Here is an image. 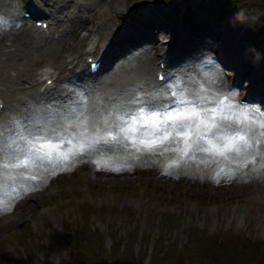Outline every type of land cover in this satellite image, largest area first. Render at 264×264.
<instances>
[{
	"label": "rangeland",
	"instance_id": "1",
	"mask_svg": "<svg viewBox=\"0 0 264 264\" xmlns=\"http://www.w3.org/2000/svg\"><path fill=\"white\" fill-rule=\"evenodd\" d=\"M99 1H58V5L67 6V11L62 13L65 16L62 23L66 30H69L72 25V21L67 20L68 15L76 21H79L82 15L83 20L90 22L88 20L90 13L95 12L96 14L97 11L98 17L103 12L106 13L111 0H104L102 4ZM145 2L139 3L142 5L141 9L135 7L131 12L135 13L140 9L134 14L138 18L137 14L148 7L146 4L151 5L155 12H158L154 5L159 2L158 8L159 11L160 8L162 10V20L165 23V26L162 24L159 28L165 33L166 38L168 37L166 30L172 27V24L177 26L178 22L185 18L187 21H192L187 27L198 25L196 30L188 31L190 35H196L198 31L209 38L212 36L215 41L220 35L227 42L229 35L225 27L217 22L220 18L219 14L223 16V13H212L209 8L211 1L145 0ZM2 3L3 0L0 1V4ZM134 4L126 6L123 3L119 15L115 17L122 18L124 16L122 12H129ZM170 7H173L176 13L164 12V10L170 11ZM132 13L124 17L131 19ZM237 13L239 15L236 16L235 23L230 24L228 30L234 32L235 36L241 31L238 37L241 52L243 44L244 52L252 50L254 53L248 56L249 61H247V53L237 58L243 64L239 72H246L247 64L251 63L254 76L264 73V36L256 34L251 37L248 32H244L242 29L246 23L240 20L241 10ZM112 15L110 14L107 19ZM116 18L113 21L110 20L114 26L111 35L115 34V28L118 26ZM227 22L230 23L228 20ZM247 23L249 24V19ZM3 24L4 20L1 15L0 26ZM125 24L126 21L121 27L123 28ZM154 31L158 34L162 32ZM48 32L49 30L46 33ZM44 37L47 36L40 34L37 39L41 40ZM259 42L262 43L260 47L253 50ZM190 43H194V40H190ZM227 44L229 45L228 42ZM233 44L235 47V40ZM18 46L14 53L6 52L0 55V71L3 69L7 72L10 66L14 67L20 62L25 64L23 60L17 58L18 54L26 55V57L40 54V49L36 45L26 46L20 43ZM188 56L191 55L188 54ZM45 61L44 59L40 63L48 64ZM192 63L196 65H194L196 68L204 67L197 62ZM130 73L132 72L121 69L117 76L119 79L128 80L134 76L133 73L129 75ZM153 75L156 76L153 72L151 76L146 77L147 81H152ZM231 77L233 76H229ZM245 79L246 76L242 79L243 83H246ZM0 85H2L1 81ZM11 96L13 95H9V103L15 104L21 112V106L14 99H10ZM115 103L117 104L116 101ZM221 105H226V103H220L218 111L220 114L218 113L216 117L212 116L217 123H214L213 131L209 133L211 135L209 140L215 148L223 146L225 133H229V136L235 133L245 135V140L250 146L240 140H232L234 144L230 142L234 150L240 149L239 152L235 150L230 154L234 160L228 159L230 165L236 166L241 164L242 156L251 157L259 150L263 151L260 144L264 146V143L256 137L258 131L252 126V122V124L244 122L241 114L232 112V106L229 111H225L227 107ZM22 107L27 110L35 108L33 112L42 114L40 103L36 101L27 102ZM5 110L6 113L0 118L2 129L0 134L18 132L19 126L10 127L6 121V117L13 118L15 113L6 108ZM221 115L229 121L237 120L235 127L217 131L221 125ZM188 131L197 133L198 136L202 133L194 128ZM58 135L56 133V136ZM220 137L223 139L219 140ZM161 142H163L162 139L153 144L158 145V148H164L165 155L174 162L170 163L172 165L169 167L175 175L185 178L183 171L191 176H195L196 172H202L204 168L200 170V160H194L196 159L194 157H198L201 152L205 153L200 147L197 148V146L205 145L202 139L195 140L194 149L186 157L185 168L178 160L190 144L178 149L175 145L170 147L160 145ZM220 144L222 145L219 146ZM210 153L207 151V154ZM176 163L179 164L176 165ZM260 163L264 164V159ZM205 165L207 169V164ZM262 168L259 166V172L252 168L250 170L254 173L252 178H264V168ZM60 177L47 186L46 192L35 196L36 198H30L23 207L15 200L9 203L8 207L16 209V212L0 218V264H64L72 261L77 263L80 259L109 260L110 262L129 259L138 260L143 264H264L263 192L258 191L241 200L237 199L238 197L233 199L227 196L228 192L230 191L235 196L233 191H236V188L239 189L242 184L214 186L207 181L197 186L187 183V180L165 178L159 171L142 169L126 177L115 175L114 179H104L93 173L92 165L83 166L69 175ZM31 179L35 181L33 173ZM12 204L16 205L12 207Z\"/></svg>",
	"mask_w": 264,
	"mask_h": 264
},
{
	"label": "bare ground",
	"instance_id": "2",
	"mask_svg": "<svg viewBox=\"0 0 264 264\" xmlns=\"http://www.w3.org/2000/svg\"><path fill=\"white\" fill-rule=\"evenodd\" d=\"M34 1L35 0H30L27 2V4L30 7H33ZM12 2H13L12 0L9 2L10 6H12L11 5ZM103 2L104 0L99 1V3L101 4ZM135 2L136 3L138 2L146 3L145 0L143 1L142 0H139V1L138 0H111L106 10V13L103 12L101 15H99V17L97 15L98 13L97 11H96V14L95 12L90 13L91 16L88 19L90 23L86 22L85 20H82L74 28L73 34H71L70 36H67V34H62L61 37L57 40L37 39L33 35V31H35L34 28L30 27L26 23L27 22L26 20L19 19V20L13 21L8 26V29H9L8 34L0 35V55H4L6 53V51L2 48V45H6V46L10 45L7 51L10 53H14L16 46L13 44L15 43H17L18 45H20V43L25 44L26 46L36 45L40 49V54L31 55L27 57L26 55L21 56L18 54L17 58L23 60L25 64H22L20 62V64L18 65L15 64L16 66L14 65V67H12L13 66L12 65L10 66L7 72L1 69L0 79L2 80L0 81L2 85H0V95L3 97L6 95V97L9 99V95L13 93L12 94L13 98L15 99V102L17 101L18 103L24 102L25 98L23 95H29L31 93H32V97L38 98L41 95V93H44L46 90H51V93L46 94L47 96H50L53 92H56V87H58V83L60 80L58 76L59 72L57 71V69H60V71H63V73H65L66 71L68 74H72L76 76L77 80H81L86 77V70L83 66V62H80V60L78 59V57H82L84 53L91 54V53L97 52L98 56L100 57V60L103 63L102 68L107 67L108 72H110L113 69V66L116 62V58L114 57L117 54L116 49L119 47L117 45L122 43L125 39H127L130 42V44L133 42V39L135 40L136 43L153 44L152 46L150 44V47L147 50L140 49V50H137L134 55H129L128 59L127 58L124 59L122 64L115 71V74H118V72L121 69H125L126 72H132L134 74V76H132L133 79H130L123 83L119 82L120 85H124V86H121V87L117 85L115 86V89L117 90V92H121L123 88H126L128 92H131V89L135 88V85L137 84V82L144 79L143 73L144 74L149 73V75L152 74L153 69L157 67V63L159 64V61H158L159 59H162L168 63H172L174 59H178L179 57L183 56L185 53L190 52V51H195L194 48L192 47V44L197 47H201L202 45H204L205 42L201 36L190 35L188 33V31L191 29L196 30L198 25H195V26L192 25L190 27H187L189 23L185 21L181 22L178 34H176L175 32L172 33L171 30L169 32L168 30H166V34L168 35V37L159 38L158 33H156V31L152 29V26L159 28L162 26V22L160 20L158 12H155L154 8L151 5L149 6L147 4L146 6L148 7L145 10L140 11L139 12L140 14H137L139 16L138 18L135 15L132 16V18H135V19L126 18L125 19L126 24L123 28L122 27L120 28L121 29L120 32L116 31L115 34L111 35L114 29L113 23L111 21H113V19L116 18L115 15L117 16L119 15L122 4L125 3L126 6H130L131 4H134ZM7 4L3 7L2 12L6 8ZM45 9L46 8L44 7L42 10H45ZM110 14H113L112 17L107 19ZM122 19H124V16H122ZM117 27L115 29H117ZM82 28H86V32L83 33L81 36H79V30ZM5 30L7 29H4V31ZM165 38L168 39L167 42H164ZM192 39L194 40L195 43H190V40ZM154 45H155L154 52L157 53L156 55L152 53ZM88 54L87 56H89ZM219 56L223 58L225 57V54L222 53ZM118 58L119 57H117V59ZM141 58H143L142 62L140 61ZM44 59L48 60L50 65L42 66L40 68L41 69L40 71L39 69L36 70V66L40 63V61ZM78 65H80V69L77 70L75 66H78ZM11 70H14L15 77H17L16 80H13ZM123 71L124 70H122V72ZM132 73H130L129 75H131ZM64 76L66 78V74ZM196 76L200 80L195 81L192 84V86L194 88L198 87L199 92L195 95L194 99L197 98V96H199L201 99H206L204 100L206 102L202 101L201 104L212 105L211 99H215V100L221 99L222 92L224 91L225 94H227L228 99L230 101L229 104L236 105L235 100L238 94L234 89L231 90L227 87V84H226L227 75L221 72V70L211 69L206 72H201L197 70ZM21 78H22V82H21ZM50 79L54 81L55 83L54 86H48L47 81ZM111 80L113 81L114 85L117 84V80L115 79V77H112ZM25 81L29 82L30 84H25ZM175 81H178V79L175 78ZM20 82H21V85L19 86V91L15 94L12 88L17 87ZM40 84H41V89L39 91L36 89V86ZM253 93H254L253 87L251 86L250 89H248L247 94H253ZM92 100L93 98H91V101ZM239 108L242 111L245 110L246 111L245 113L251 119V122L257 126V129H258L257 138L258 140L260 139V141L264 143V128H261L260 126L262 123H264V120L260 119L259 115L256 112L250 111L248 108H246V105L242 104L241 107ZM12 109H15V106H12ZM101 115L102 113L99 111V109L95 105L85 102L84 108H80V111H78V114H75L74 118H72L71 123H68L67 121H65L67 124L70 125V128L73 129L77 134H82V136L78 137V143H75L76 141H74V139L69 137L70 141L68 142L67 145H70L71 150L82 151V153H84L92 149H95V146L90 144L88 136H93L96 133L95 125L97 123V119L101 117ZM62 118L68 119V116L64 114V117ZM138 118H144V121H146L147 119H151L149 116H147V114H145L142 117H138ZM138 118L133 120L131 123L124 125V127L126 128H135L137 130L136 132L131 133V136L134 142H139L144 145L145 143H148L150 145H152L153 143H156V140L158 139L157 136L152 134V132H147L146 127L141 126L140 123L138 122ZM127 119L128 118L125 117V120ZM46 124L47 123H42L40 125L39 130L41 132L46 131V134H42L41 136H38L40 138V142L44 143L45 141H48L52 143L53 145H55L56 152L54 153V155H57L58 153L63 154L67 152L68 151L67 148L61 146V140L53 139L51 137L52 132L56 130V122L54 121L49 122V124H52L51 126L49 124L48 125ZM30 128L33 129V127H30ZM196 131L198 132L199 130H196ZM142 132L144 133L143 135L141 134ZM228 134L229 133L224 134L225 140L223 141L225 144L230 143L234 139L233 134L230 136ZM44 144H47V143L45 142ZM216 145H218L217 142H216ZM221 145L222 144H220L219 146ZM139 148H140L139 150H141L139 153V157L141 159L140 161H137V163L141 165L142 170L159 171L160 174H163L165 178H170V177L174 179L179 178V179L187 180V183L195 184L197 186L203 185V183L207 181L211 182L214 186H219L223 184H226L229 186H231L232 184L233 185L242 184V186L239 189L236 188V191H233L235 193V196L231 194L230 191L228 192L227 196L230 198L233 197V199L238 197L237 199L241 200V198L243 197L246 198L249 195L256 193L258 191L264 193V178L263 177H261V179L252 178L254 173H252L250 170H246L245 172L235 173V169L233 167L227 166L226 162H223L218 158L217 160L213 161L214 165L209 166L206 170H205L206 168L205 162L200 161L201 163L200 170L204 168L202 172H198V173L196 172L195 176L185 174V178H180L179 176L174 175L169 170L165 169V167L157 168L156 166L150 165L151 157H155L157 153L146 151L142 149V147H139ZM21 149H22L21 144H16L14 150L11 149V150L6 151L0 148V174H2V180H4L5 184H7V187L12 188L13 184L15 183L14 179L11 177L14 164L15 166L21 167V169L25 170L27 174L22 173L23 171L22 172L17 171L18 176L21 178L19 179V181L20 180L23 181V177L25 175V180H26L27 185L33 186V188L32 189L23 188L19 190L16 195H14L15 198L18 196H22V199L20 202H18V205L20 206L22 205L21 207H23L24 205H26L27 201L30 198H33L35 196H38L39 194H43L44 192H46L47 187L43 188V187H39L38 183L35 185L31 183V178L29 177V173H32V170H33V173L36 175V169L39 168V166H41V163H40L41 160H37L34 156L25 155L21 151ZM66 155L67 153H65V156ZM254 156L255 155H253L252 158L249 159V160H252V162H247V166L248 168L253 167L257 169L259 172V164L256 160H254ZM242 157L243 159L241 160V164H239L240 166L247 159L244 156ZM228 159H232V158L229 156ZM24 161H27V163H24ZM135 164H132L130 162H125L123 161V159L118 158L116 155L98 153L96 155H93L89 159V161L86 162V167L92 165L93 173H95L96 175H99L100 177H104V179L105 178L114 179L115 175L117 176L123 175L126 177V176H129V174L135 173L136 172L134 168ZM52 165L53 164L51 165L44 164V167L52 166ZM263 166H264L263 164H260V167H263ZM5 168H9L8 172L4 171ZM63 172L64 170L54 167L52 171V175H54V177H58ZM28 190H31L32 192L26 195V192ZM14 196H10V197L0 196V218L16 212V209H10L8 207L9 203H11V201L15 199Z\"/></svg>",
	"mask_w": 264,
	"mask_h": 264
},
{
	"label": "snow or ice",
	"instance_id": "3",
	"mask_svg": "<svg viewBox=\"0 0 264 264\" xmlns=\"http://www.w3.org/2000/svg\"><path fill=\"white\" fill-rule=\"evenodd\" d=\"M175 95V93H173ZM206 102V101H204ZM202 103V100L199 96L195 99H180L174 103H172V106L170 108H164L162 107L158 102L153 100H147L142 103L141 108L135 112V113H129L128 119L125 120L123 117L121 118V125H119L120 133L125 134L126 136L129 133H134L137 130L135 128H126L124 127L125 124L131 123L133 120L137 119L138 117H142L145 114L151 118L152 121L155 122L156 125H159V127L155 128V131H159L163 134L164 138H167L169 135V127L172 129L173 132L177 136H187L188 133L185 132V129L191 130L193 128L199 130L201 128H204L208 131H211L215 121L212 119L213 113H215L217 110L213 109L211 112L208 110H202L197 111V107ZM147 110V112H146ZM164 114V119H159L161 117V114ZM258 115L261 116L262 119H264V113H259ZM221 125L220 128L217 129V131H221L222 129H233L235 127L234 123L227 120L223 115L220 116ZM170 122V123H169ZM261 128H264V123H262ZM147 132H152L154 134V125L149 124L146 126ZM144 134L143 132L141 133ZM30 137H36L39 135V131L36 133H30ZM237 136L240 141H244L247 146H250L247 144V141L245 140V135H241L237 133ZM25 142L27 143V147L24 149H21V151L25 155H31L39 160H43L45 157L49 155L47 152H43L44 147L48 148H54L55 145H52L51 143L47 145H40L39 147L33 145L30 143L29 138H23ZM197 139H203L202 136H198ZM219 139H223V137H220ZM235 139V137H234ZM103 140V144H99V141ZM93 143L99 144V147L96 149L97 151H123L127 144H123L119 141V134H113L111 132L107 133L104 136H100L99 133H97V137L93 141ZM208 143H212V141H208ZM146 147H151L150 144L145 143ZM202 150H210V149H202ZM237 152L240 151L239 148L235 149ZM24 163H27V161H24ZM119 170V169H117Z\"/></svg>",
	"mask_w": 264,
	"mask_h": 264
},
{
	"label": "water",
	"instance_id": "4",
	"mask_svg": "<svg viewBox=\"0 0 264 264\" xmlns=\"http://www.w3.org/2000/svg\"><path fill=\"white\" fill-rule=\"evenodd\" d=\"M65 264H118L117 261H114V262H85V261H80L79 263H71V262H68V263H65Z\"/></svg>",
	"mask_w": 264,
	"mask_h": 264
}]
</instances>
